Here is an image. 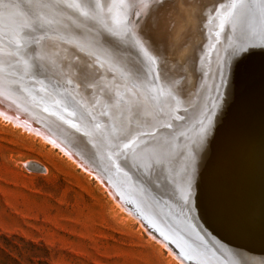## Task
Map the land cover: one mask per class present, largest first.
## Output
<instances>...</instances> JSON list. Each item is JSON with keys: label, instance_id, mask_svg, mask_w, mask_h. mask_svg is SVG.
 I'll return each instance as SVG.
<instances>
[{"label": "water", "instance_id": "95a60500", "mask_svg": "<svg viewBox=\"0 0 264 264\" xmlns=\"http://www.w3.org/2000/svg\"><path fill=\"white\" fill-rule=\"evenodd\" d=\"M31 1L44 10L48 24L38 26L25 11H12L28 27L20 41L0 33V97L61 145L78 146L99 163L116 198L187 264L264 258V0H215L202 48L206 76L200 95L190 101L180 88L183 79L165 87L161 63L140 37L147 0ZM69 16L76 23L68 31L61 23ZM126 22L130 36L112 35ZM52 33L126 81L114 89L116 110L101 104L114 122L95 111L73 79L36 67L32 49ZM133 88L150 101L151 125L125 120L133 113L124 100ZM216 144L226 159L218 157Z\"/></svg>", "mask_w": 264, "mask_h": 264}, {"label": "rangeland", "instance_id": "374dc122", "mask_svg": "<svg viewBox=\"0 0 264 264\" xmlns=\"http://www.w3.org/2000/svg\"><path fill=\"white\" fill-rule=\"evenodd\" d=\"M95 180L0 117V264H187Z\"/></svg>", "mask_w": 264, "mask_h": 264}, {"label": "bare ground", "instance_id": "6f19581e", "mask_svg": "<svg viewBox=\"0 0 264 264\" xmlns=\"http://www.w3.org/2000/svg\"><path fill=\"white\" fill-rule=\"evenodd\" d=\"M214 2L215 0H147V3L141 6L140 12L142 11L144 15L149 13L146 23L140 26V37L144 40L146 48L154 55V58L160 61L162 70L161 79H163L162 81L165 87L171 89L172 86L177 85L180 78L183 79L180 88L186 94L187 100L190 98L188 101L198 98L203 85V79L201 77L206 74L202 48L204 38L206 39V36H208L207 33L211 29L209 22L213 14ZM15 3L19 4V6L14 7L13 5ZM37 3L31 0H0L1 35L4 38L8 37V39L11 38V40L13 39L15 41L23 40L21 38L24 36L23 32L26 31L25 27L27 28L28 25L24 23L25 21L23 19L18 20V18L12 15V11L16 9L25 11L24 15L29 18L30 22L34 21L36 25L43 27L47 25L48 21L44 24L42 21L45 12ZM62 17L64 16L61 15L60 18ZM69 19L71 22L64 18L62 20L66 21H62L61 23L62 26L65 25L62 28L68 31L76 23L75 19L71 16H69ZM62 39L66 43L62 42ZM69 44L75 45L68 38L58 36L55 33L49 34L44 42L37 44L32 49L34 64L43 71L53 72L55 75L64 73L67 77L73 79L76 82L77 89H80V92L84 93L85 98L92 102L95 111L98 110V114H105L107 112H102L101 110V104L105 101H107L106 104L114 106L116 110L115 98L119 97L114 91L120 89L121 86L119 84L123 86L126 81L119 79L116 75H110L108 70L104 69L100 63L91 59L85 49L77 45V48L74 49ZM104 46L111 50H116L115 48H118L120 51L123 50L122 47L115 45H110V47L109 45ZM73 49L81 52L77 54ZM129 93V96L125 97L124 100L126 104L131 106L133 113L131 114L132 116L127 117L125 120L129 124L133 123L135 126L144 123V125H151L149 123L151 119L147 117L146 111V107H148L150 101L141 95L138 89L133 88V91L131 90L130 92L129 90ZM3 98L0 97V117L3 120L11 122L13 125L19 126L21 129L23 128L29 133L40 137L48 145L57 148L61 153L70 157L83 171L92 175L96 179L95 181L100 182L106 187L109 193L115 198L114 201L117 200L116 203L120 204L119 208L120 206L124 207L135 216L134 212L125 206L126 204L121 197L119 199L116 198V190H114L111 181L108 180V175L99 163H91L82 148L75 146L76 149H69L61 145L59 139H57L58 137L52 136L48 130L37 129L33 123L35 119L32 116L26 114L17 105L9 104ZM121 109L124 110V108ZM135 111H142L143 115L137 116L135 115ZM104 117L106 122H114L110 112L105 114ZM165 121L163 118L159 122ZM116 122L118 123L117 117ZM160 123L157 124L161 125ZM153 134L154 136H150V138L156 137L155 133ZM216 145H220L221 148L220 151L218 150L220 153L218 157L223 160L226 159V156L222 154V152L224 153L222 145ZM249 199L253 203L256 202L251 197ZM155 238L160 240L171 251V254L174 253L165 240H161L156 236ZM242 258L245 264H264V258H257L255 261L247 258L245 260L244 256ZM185 259L187 261L190 260L186 256ZM239 259L241 260V258ZM181 263L184 264V262Z\"/></svg>", "mask_w": 264, "mask_h": 264}, {"label": "snow or ice", "instance_id": "6c2138e0", "mask_svg": "<svg viewBox=\"0 0 264 264\" xmlns=\"http://www.w3.org/2000/svg\"><path fill=\"white\" fill-rule=\"evenodd\" d=\"M133 7H135V5H133ZM82 15H87V13H82ZM135 15H137V17L139 16V13H135ZM130 29L127 26V22L125 23L124 27L120 30L119 33L117 32H113L112 35L116 36L117 38H124V37H128L130 36ZM135 43L139 44V41H135ZM242 50V49H241ZM149 59H151L149 57Z\"/></svg>", "mask_w": 264, "mask_h": 264}]
</instances>
